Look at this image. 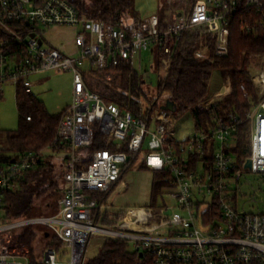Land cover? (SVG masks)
<instances>
[{
    "label": "built area",
    "instance_id": "obj_1",
    "mask_svg": "<svg viewBox=\"0 0 264 264\" xmlns=\"http://www.w3.org/2000/svg\"><path fill=\"white\" fill-rule=\"evenodd\" d=\"M164 3V24L156 15L115 25L113 20L87 17L68 0H0V100L9 82L32 92L30 77L39 72L70 71L74 78L73 101L63 112L56 140L69 150L54 154L64 163L56 212L17 220L2 215L5 195L20 189L25 176L43 164V154H24L0 169V264H30L31 249L14 238L28 229L38 234L35 245L45 264H86L93 237L128 242L133 249L147 253L152 264H264V212H240L239 193L233 187L243 171L264 175V56L252 65V82L260 99L247 112L250 154L242 162L234 153L241 124L237 117L216 116L211 129L196 130L180 142L176 137L179 122L191 110L177 116L154 107L148 117L149 108L145 111L142 105V113L135 115L107 104L85 83L84 74L123 61L140 72L143 53L150 50L161 54L159 66L167 72L174 40L194 30L210 36L217 57H227L232 17L246 9L262 13L264 25V0ZM51 28L74 31V52L50 45L46 30ZM209 46L196 52V58H205ZM86 62L89 68L85 70ZM221 77L220 90L193 110L204 113L209 105L231 93L228 73L224 71ZM142 78L145 86L152 85L149 74ZM242 90L245 92L244 86ZM96 130L106 136V145L112 149L89 150ZM3 148L0 142V152ZM135 153H146L143 163L151 171H170L174 185L163 190L157 208L132 209L122 222L103 223L97 219L99 204L94 194L113 187ZM195 158L200 160L192 168ZM247 162L251 168L245 167ZM203 205L206 210L201 212ZM158 208L161 210L155 213ZM174 209L178 213L167 215Z\"/></svg>",
    "mask_w": 264,
    "mask_h": 264
},
{
    "label": "trees",
    "instance_id": "obj_2",
    "mask_svg": "<svg viewBox=\"0 0 264 264\" xmlns=\"http://www.w3.org/2000/svg\"><path fill=\"white\" fill-rule=\"evenodd\" d=\"M68 1L87 17L104 21L113 20L115 25L129 20H141L135 7V0ZM166 10L165 6L159 14L163 24L166 19ZM261 14L256 9H246L232 17L230 53L224 58L214 54L212 40L203 30L184 33L180 40H174L172 65L166 75L160 77L158 85V92H167L168 100L176 105L177 116H183L191 110L190 115L196 130L211 129L216 116L228 118L233 115L237 117L241 124L237 136L238 146L234 153L239 162H242L250 154V126L247 112L260 99L252 82L251 72L252 65L258 61L257 57L264 56V25L260 21ZM10 42L12 47L14 46L13 49L18 51L11 38ZM207 45H210L207 56L197 59L196 52ZM15 51L14 53H16ZM157 55L159 66L161 54L157 52ZM224 71L230 78L231 93L209 105L204 113L193 110L197 104L212 97L216 91L212 87L213 79L215 75H222ZM84 80L87 87L101 95L107 104L130 110L135 115L142 113V99L147 96L144 92V80L129 62L123 61L118 66H109L102 71L86 73ZM242 86L245 87V92L242 90ZM16 100L20 114L19 126L16 131L6 133L4 148L0 152V169L5 164L17 161L24 154L30 152L43 154L44 162L39 168L25 176L17 192L5 195L2 215L4 219L8 220L48 216L40 213L41 208L44 205L53 209L58 207L64 174L63 160H61L63 171L58 174L57 166L52 163L51 158L55 153L69 150L67 146L56 142L64 111L59 115L50 114L45 104L39 101L33 92L28 93L22 86L17 87ZM155 107L157 108V106ZM153 112L154 107L153 109L149 108L147 116L150 117ZM28 117L31 120H28ZM109 148L106 145V136L96 130L94 143L89 150L96 152ZM139 157L140 153L130 155L129 162L123 167L121 179ZM199 160L200 158L194 159L192 168H196V163ZM141 167L150 170L145 163H142ZM152 172L153 183L148 206L157 208L158 197L163 193V190L171 189L174 181L168 170ZM116 184L106 192L94 194L93 198L99 204V208L96 209L97 219L103 223L117 224L125 216L124 212L113 214L116 220H108L112 214L102 213V207L107 203ZM52 214L54 213L49 215ZM14 238L31 249L30 264H45L37 253L35 243L38 234L35 229L16 233ZM86 264H152V260L147 253L133 249L128 242L105 240L98 254L89 259Z\"/></svg>",
    "mask_w": 264,
    "mask_h": 264
},
{
    "label": "rangeland",
    "instance_id": "obj_3",
    "mask_svg": "<svg viewBox=\"0 0 264 264\" xmlns=\"http://www.w3.org/2000/svg\"><path fill=\"white\" fill-rule=\"evenodd\" d=\"M166 4L164 0H135V7L138 11L141 19H147L151 16L160 14V10L164 8ZM66 29L51 28L46 30L48 42L50 45L61 47L65 49V52L72 53L73 47L71 42L73 39V33L64 31ZM49 45V44H48ZM89 68V63L86 62L84 69ZM143 77L148 74L151 76L152 85H146L144 92L147 94L143 97L142 104L145 111L148 108L157 106L162 108L168 101L167 92H158V85L160 77L166 75V71L160 69L158 66V55L150 50L144 52L142 56V68L139 72ZM222 75H215L213 79V89H216V85L221 87ZM32 83V92L39 101H42L47 110L52 115L61 114L73 101V87L74 78L70 71L64 70H48L39 72L30 77ZM17 86L13 82H9L4 86L3 95L0 100V142H5V136L7 132L16 131L19 126V110L17 106ZM155 107V110H157ZM196 132L194 121L191 115H184L179 122L176 137L180 142L187 141ZM146 153L140 155L137 162L128 169L123 178L116 184L114 191L111 193L107 203L102 207V213L108 212L112 214L108 220H116L113 214L125 213L128 211L140 207H149L147 202L150 199V185L152 180L151 170L142 169L141 164L145 159ZM52 163L57 166L56 172L60 174L63 169L61 166L60 157L52 155ZM233 187L239 193L237 200V209L240 212L258 213L264 212V175L255 174L251 171H243V177L240 182L233 184ZM166 202L171 206L173 201L170 197H166ZM60 200V199H59ZM59 203V201H58ZM173 206V205H172ZM56 209L49 208L44 205L41 208L40 213L49 215L55 213ZM161 209H154L155 213ZM206 210V206L203 205L200 208L201 212ZM174 213H178V210H169V216H173ZM124 216V217H125ZM123 217V218H124ZM118 220V218H117ZM119 222H122L119 221ZM109 224V223H108ZM103 241L98 237H93L90 240L88 250L86 253L87 260L95 257L102 245Z\"/></svg>",
    "mask_w": 264,
    "mask_h": 264
},
{
    "label": "water",
    "instance_id": "obj_4",
    "mask_svg": "<svg viewBox=\"0 0 264 264\" xmlns=\"http://www.w3.org/2000/svg\"><path fill=\"white\" fill-rule=\"evenodd\" d=\"M162 109L164 110V111H170V112H173V113H176V111H177V107H176V105L173 103V102H171V101H167L166 102V104L162 107ZM246 168H251V163L250 162H247V164H246V166H245ZM141 256H143V254H141Z\"/></svg>",
    "mask_w": 264,
    "mask_h": 264
},
{
    "label": "crops",
    "instance_id": "obj_5",
    "mask_svg": "<svg viewBox=\"0 0 264 264\" xmlns=\"http://www.w3.org/2000/svg\"><path fill=\"white\" fill-rule=\"evenodd\" d=\"M55 29H57V28H55ZM64 31H67V32H70V33H73V35H74V31L73 30H70V29H66V30H64ZM50 43H51V41H49ZM71 46L73 47V45L71 44ZM58 48H60V49H62V50H64L65 51V49L64 48H61V47H58ZM73 51H74V47H73ZM216 91H218V90H220V85H216ZM151 173V175H152V180H151V185H150V192H151V190H152V183H153V172H150ZM150 200H151V194H150V199H149V201L147 202V204L146 205H149V203H150ZM140 208H143V207H140Z\"/></svg>",
    "mask_w": 264,
    "mask_h": 264
}]
</instances>
